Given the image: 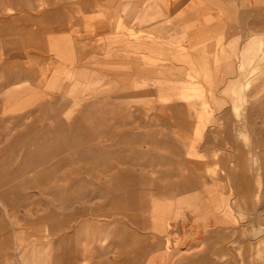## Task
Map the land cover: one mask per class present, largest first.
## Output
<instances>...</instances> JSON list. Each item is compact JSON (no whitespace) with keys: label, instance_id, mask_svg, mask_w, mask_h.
<instances>
[{"label":"rangeland","instance_id":"374dc122","mask_svg":"<svg viewBox=\"0 0 264 264\" xmlns=\"http://www.w3.org/2000/svg\"><path fill=\"white\" fill-rule=\"evenodd\" d=\"M249 1L0 0V264H264Z\"/></svg>","mask_w":264,"mask_h":264},{"label":"crops","instance_id":"0c3cea01","mask_svg":"<svg viewBox=\"0 0 264 264\" xmlns=\"http://www.w3.org/2000/svg\"><path fill=\"white\" fill-rule=\"evenodd\" d=\"M251 2V0L249 1V3ZM259 39V38H258ZM262 39V38H261ZM250 43V42H249ZM249 43L248 44H246V46L247 45H249ZM262 43H264V40L262 41ZM245 50V49H244ZM243 50V51H244ZM242 54V53H241ZM87 109V108H86ZM65 134H67V135H71L72 136V138H71V143H70V145H71V148H74V144H73V131H71V132H66ZM42 149H45L46 148V145L45 144H42L41 146H40ZM82 152H84L83 150H81ZM85 156H89V157H95L96 156V154L98 155V153L96 152V149H90L88 152H84L83 153ZM116 179H117V173L113 176V178H112V182L114 183V184H116ZM5 181H6V179H5ZM2 182H3V178L2 177H0V184H2ZM15 189H16V187H13V188H9V189H7L5 192H1V197L2 198H4V199H9L10 198V196H11V193H13L14 191H15ZM111 197V196H110ZM115 198V197H114ZM114 200V199H113ZM167 225V224H166ZM158 229H159V231H161V232H163V231H165L166 229H165V227L162 225V224H160V225H158ZM251 233H253V237H259V236H261L262 234H264V229L263 228H257V229H255V230H253ZM69 244L68 245H71L72 244V240H70L69 242H68ZM150 244H151V247H154L155 246V243H153V242H150ZM264 245V242H261V243H258V244H254V246L257 248V250H260L261 249V247ZM170 253V252H169ZM169 253H167V254H169ZM171 255V258H172V254H170ZM195 256L196 255H194V256H191V257H183L180 261H179V264H192L191 262L193 261V260H195ZM198 258V259H197ZM200 258V259H199ZM184 259V260H183ZM189 259H191V260H189ZM202 259V261H200ZM200 261V262H199ZM197 264H213V261H211V259H209V257H207V256H203V255H200V256H196V261H195Z\"/></svg>","mask_w":264,"mask_h":264},{"label":"bare ground","instance_id":"6f19581e","mask_svg":"<svg viewBox=\"0 0 264 264\" xmlns=\"http://www.w3.org/2000/svg\"><path fill=\"white\" fill-rule=\"evenodd\" d=\"M197 259H198V258H197ZM199 259H200V258H199ZM183 260H184V259H183ZM189 260H191V259H189ZM191 261H192V260H191ZM193 261H194V260H193ZM195 261H196V259H195ZM195 261H194V262H195ZM200 261H202V259H201ZM200 261H199V262H200Z\"/></svg>","mask_w":264,"mask_h":264}]
</instances>
